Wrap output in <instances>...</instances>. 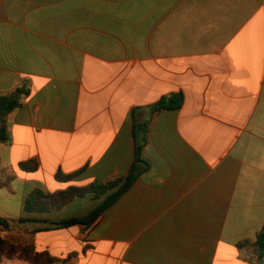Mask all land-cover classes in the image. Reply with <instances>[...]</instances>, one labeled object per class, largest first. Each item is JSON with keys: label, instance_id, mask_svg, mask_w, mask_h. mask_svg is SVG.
I'll return each mask as SVG.
<instances>
[{"label": "crops", "instance_id": "1", "mask_svg": "<svg viewBox=\"0 0 264 264\" xmlns=\"http://www.w3.org/2000/svg\"><path fill=\"white\" fill-rule=\"evenodd\" d=\"M17 89L0 218L39 222L2 240L50 264H264L241 246L264 226V0H0V95ZM178 92L179 108L151 112ZM147 119L144 168L90 226L49 223L103 197L25 209L36 190L124 178ZM29 160L35 171L18 168Z\"/></svg>", "mask_w": 264, "mask_h": 264}, {"label": "trees", "instance_id": "2", "mask_svg": "<svg viewBox=\"0 0 264 264\" xmlns=\"http://www.w3.org/2000/svg\"><path fill=\"white\" fill-rule=\"evenodd\" d=\"M25 92L22 89H17L11 93L0 95V142H8L9 136L6 130L5 118L10 110L20 105L22 97ZM183 101L181 92L173 93L161 97L153 106L150 107L151 112L159 111L161 109H176L179 108ZM148 119L143 122L133 124V134L135 141V156L133 163L124 178L112 179L104 183H93L84 187H68L65 190L58 191L52 194H46L39 190L32 192L25 202V209L32 212H52L60 209L75 197H82L84 195H93L95 198H102L100 204L92 209L88 214L81 218H70L56 223H49V227H68L74 224H83L90 226L102 213V211L118 199L135 181L140 171L144 168L145 162L141 160V150L145 144L147 132ZM38 164L35 160H29L18 164V168L23 171H35ZM72 175H63L57 173L55 179L57 181L65 182L69 180ZM11 176L0 175V186H7L10 182ZM28 222L39 221L34 219L17 220L16 222L8 221L0 218V228L4 231L19 230L13 224H24ZM35 231V230H34ZM249 249V251L258 259H264V226L256 236L255 243L242 244ZM6 253L11 256L14 253L31 264H50L52 257L47 253H36L30 246L11 245L0 238V253Z\"/></svg>", "mask_w": 264, "mask_h": 264}]
</instances>
